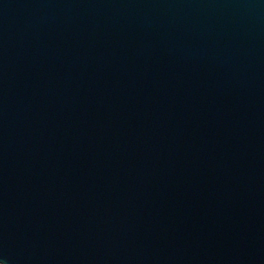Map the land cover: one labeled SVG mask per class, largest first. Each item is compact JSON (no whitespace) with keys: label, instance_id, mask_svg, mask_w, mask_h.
Masks as SVG:
<instances>
[{"label":"water","instance_id":"water-1","mask_svg":"<svg viewBox=\"0 0 264 264\" xmlns=\"http://www.w3.org/2000/svg\"><path fill=\"white\" fill-rule=\"evenodd\" d=\"M0 264H264V0H0Z\"/></svg>","mask_w":264,"mask_h":264}]
</instances>
